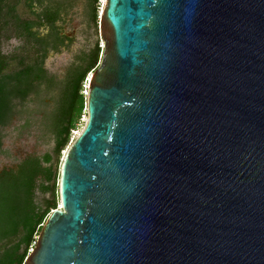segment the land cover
<instances>
[{
	"label": "water",
	"instance_id": "1",
	"mask_svg": "<svg viewBox=\"0 0 264 264\" xmlns=\"http://www.w3.org/2000/svg\"><path fill=\"white\" fill-rule=\"evenodd\" d=\"M97 24L22 264H264V0H103Z\"/></svg>",
	"mask_w": 264,
	"mask_h": 264
},
{
	"label": "trees",
	"instance_id": "2",
	"mask_svg": "<svg viewBox=\"0 0 264 264\" xmlns=\"http://www.w3.org/2000/svg\"><path fill=\"white\" fill-rule=\"evenodd\" d=\"M7 1L0 0V31L2 23L12 20L14 35L36 47L33 58L27 62L19 59L13 66L9 64L13 57L0 52V146L3 127L11 124L14 115L22 110L17 105L24 103L30 94L39 100L40 94L48 92L54 84L53 77L44 70L42 60L49 49L57 50L65 40L56 22L70 0H23V5L32 14L28 19L15 15L12 12L14 5ZM92 3L96 0H85V6L96 22L98 8L97 4L92 8ZM3 14L7 20L2 22ZM40 29L45 31L41 33ZM100 51V46L95 43L83 57L82 64L70 71V78L63 88L61 86L58 95H54L53 106L44 116L46 119L49 113L50 151L41 156L27 154L14 165L0 169V264L23 263L41 224L58 204L59 164L54 167L52 158L61 157L60 152L73 138L72 131L78 129L81 114H85L81 80L97 65ZM46 193L48 196L44 197Z\"/></svg>",
	"mask_w": 264,
	"mask_h": 264
},
{
	"label": "rangeland",
	"instance_id": "3",
	"mask_svg": "<svg viewBox=\"0 0 264 264\" xmlns=\"http://www.w3.org/2000/svg\"><path fill=\"white\" fill-rule=\"evenodd\" d=\"M102 3L103 0H96V3H92V8L94 4H97L98 15ZM7 4L14 5L12 12L21 19L32 17L28 8L23 5V0H8ZM34 7H37L36 4ZM4 19L7 20V16L3 14L2 22ZM97 23L98 18L94 22L91 12L85 6V0L68 1L64 13L60 14V20L56 22L60 33L65 36V40L61 46H58L57 50L49 49L42 60L44 70L48 76L53 77L54 84L48 92L40 94L41 98L39 100L31 94L28 95V99L24 103L17 105V108L22 110L14 115L11 124L3 127L0 146V169L14 165L18 159L27 154L41 156L44 152L50 151L52 135L51 131L47 129L49 113L46 116L47 120L44 119V116L47 112H50V107L53 106L54 95H58L61 86L63 88L70 78V71L76 68L79 63L82 64L83 57H86L87 53L94 48L95 43L100 48L102 47ZM40 30L41 33L45 31V29ZM35 47L33 43L24 42L22 38L14 35L12 20L2 23L0 52L13 57L9 62L10 65H15L19 59L25 62L29 61L35 56ZM91 73L92 71L85 74L86 76L81 80V92L84 96L87 92V82ZM84 120L85 114H81L78 129L72 131V137L80 130ZM63 151L60 152V156H62ZM60 160L61 157L55 160L53 156L52 163L54 167L59 164ZM47 196L46 193L44 197ZM58 207L59 203L56 208Z\"/></svg>",
	"mask_w": 264,
	"mask_h": 264
}]
</instances>
